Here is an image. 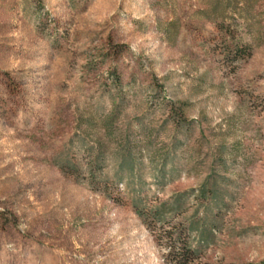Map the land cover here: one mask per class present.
Returning <instances> with one entry per match:
<instances>
[{
	"label": "rangeland",
	"instance_id": "obj_1",
	"mask_svg": "<svg viewBox=\"0 0 264 264\" xmlns=\"http://www.w3.org/2000/svg\"><path fill=\"white\" fill-rule=\"evenodd\" d=\"M0 264H264V0H0Z\"/></svg>",
	"mask_w": 264,
	"mask_h": 264
},
{
	"label": "trees",
	"instance_id": "obj_2",
	"mask_svg": "<svg viewBox=\"0 0 264 264\" xmlns=\"http://www.w3.org/2000/svg\"><path fill=\"white\" fill-rule=\"evenodd\" d=\"M186 253H187V251H186ZM182 259V258H181ZM178 263V262H177Z\"/></svg>",
	"mask_w": 264,
	"mask_h": 264
}]
</instances>
